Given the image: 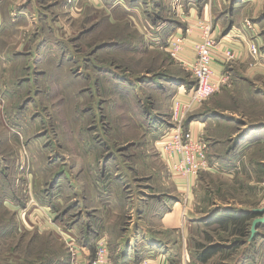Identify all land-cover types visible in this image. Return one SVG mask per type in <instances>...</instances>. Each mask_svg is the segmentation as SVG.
Listing matches in <instances>:
<instances>
[{
  "label": "rangeland",
  "instance_id": "374dc122",
  "mask_svg": "<svg viewBox=\"0 0 264 264\" xmlns=\"http://www.w3.org/2000/svg\"><path fill=\"white\" fill-rule=\"evenodd\" d=\"M70 6L71 14L57 17L56 34L46 33L47 42L58 44L52 52L57 61L51 65L58 71L57 78L37 82L33 64H29L26 72L31 79L24 84L25 95L9 97V107H0V264H70L60 234L67 231L62 226L52 227L48 213L58 216L53 219L58 224L59 217L73 207L74 197L81 199L74 195L79 185L72 169L84 170L90 181L102 176L105 165L111 181L119 169L123 178L117 200L122 206L130 203L131 209L135 201L128 194H140L147 190L146 185L156 189L160 185L158 180L150 183L147 175L153 171L171 177L170 167L161 162L153 143L157 134L152 124L172 122V96L177 85L182 79L193 86L194 80L162 46L129 45L130 39L131 43L141 39L124 20L122 25L119 21L106 27L103 34L96 29L82 33L92 29L97 18L107 22V17L102 19L103 14L94 9L81 15L83 6H77V1ZM28 37L24 33L23 42ZM120 40L122 45H115ZM249 66L256 67L258 62ZM2 93L3 87L0 101ZM213 95L199 105L200 112L212 104ZM16 98L17 107L13 104ZM237 103L231 106L238 105L240 111L253 104L247 120L264 119V102L258 106L257 100L246 96ZM224 140L221 145L209 141L211 169L194 176L187 213L203 220L187 226L184 241L181 229L179 250L171 253L173 264H264V224L250 242L252 220L245 236L232 225L225 230L208 224L216 210L236 214L264 207V139L247 142L230 156L231 142ZM87 154L94 161L81 162ZM57 179L58 187L54 185ZM89 180L90 188H95L97 181ZM130 186L129 193L126 189ZM184 195L179 194L183 199ZM137 211L133 212L136 219ZM174 234L171 230L170 235ZM199 243L222 249L203 263L197 258L202 251L197 248ZM184 250L185 261L181 258Z\"/></svg>",
  "mask_w": 264,
  "mask_h": 264
},
{
  "label": "crops",
  "instance_id": "0c3cea01",
  "mask_svg": "<svg viewBox=\"0 0 264 264\" xmlns=\"http://www.w3.org/2000/svg\"><path fill=\"white\" fill-rule=\"evenodd\" d=\"M76 1L77 6L80 5L81 8L83 6L81 15L94 9L103 14L102 19L105 20L107 17V22L97 18L92 25L93 28L88 27L82 33L88 34L96 29L103 34L106 27L115 26L120 22L122 25L124 20L129 23L130 31L141 39L137 43H131L130 39L129 45L160 47L167 45L172 36L179 34L185 36L188 41L184 49L187 58H194L191 44L199 39L198 33L189 31L191 23L197 20L210 22L213 26V34L219 41L218 50L214 52L213 78L216 81L222 75L228 74L230 80L213 95L212 104L207 109L204 108L200 112L198 106L188 116L185 128H190L195 138L202 137L208 144L209 141L216 145L224 143V139L230 141L231 147L227 156L237 148L244 147L247 142L264 139V119L249 121L246 118L253 104H249L247 111H240L238 109L240 103H237L246 96L257 100L258 106L264 102V0H0V83H2L0 90L3 87L1 108L7 109V105L9 107V100L7 101L9 97L17 96L20 99L25 95L24 84L26 80L31 79L27 75L29 64H33L37 82L47 77L50 78L49 81L54 77L57 78L58 71L52 69L51 65L55 60L57 61V57L54 58L52 52L54 45L58 44L57 41L47 42L46 33L56 34L58 18L71 14L73 9L70 5ZM123 14L125 18L122 17ZM247 22H250L251 27ZM119 32L121 35L122 30L120 29ZM24 33L29 35L25 42L22 40ZM123 40L126 41V38L124 37ZM100 41H103V37ZM124 41L120 40L115 45H122ZM251 42L256 43L260 48L261 55L258 57L250 53ZM226 47L235 50L237 60L229 63L222 60L219 52ZM254 60L258 62V66L250 67V63ZM49 64L46 69L42 68ZM185 88L189 87L186 81L181 79L172 100L179 90ZM236 103L237 106H231ZM13 104L18 106L17 98L14 99ZM153 123L152 129L155 134H162L161 137L156 135L153 143L159 151L161 162L169 168L172 166V159L163 151V145L168 140L165 132L170 127V123ZM82 159L81 162L85 163L94 161L88 154ZM111 161L116 160L111 158ZM126 161L122 160V162ZM106 167L107 165L101 170L100 178H91L92 183L97 181L95 188H90L88 182L90 177L88 175L87 178L84 170L79 173L76 170L79 167L72 169L78 175L76 179L80 186L76 188L74 195H80L81 199L74 197L73 207L70 212L66 210L64 215L59 217L60 219L57 218L58 224L53 222L57 215L53 218L48 213L53 223L52 227H64L67 234L77 241L82 264L94 257L99 236L106 237L109 242L111 264H140L144 260H148L150 264H173L171 253L176 254L179 250L181 229L184 241L187 236V226L203 220L189 216L187 213V206L191 204L189 190L196 182V178L194 176H190L188 180L177 178L170 175L168 170L171 178L163 172L152 171L145 179L148 178L150 183L158 180L160 182L158 189L146 185L149 191L128 194L131 201H135L134 209H131L130 203L122 206L117 200L118 193L122 189L118 187L122 184L121 171L116 170L115 179L111 181L107 179ZM59 181L57 179L54 185L57 186ZM171 184L175 185L171 187ZM126 191L130 193L131 186L127 187ZM179 194L186 196L184 195L183 199ZM30 206L31 204L26 209L29 210ZM36 208L35 206L34 210L37 212ZM135 210H139L137 219L133 215ZM125 217L130 220H124ZM171 230L177 235L171 236ZM186 255L187 252L184 250L181 258L185 259Z\"/></svg>",
  "mask_w": 264,
  "mask_h": 264
},
{
  "label": "built area",
  "instance_id": "2783aa9c",
  "mask_svg": "<svg viewBox=\"0 0 264 264\" xmlns=\"http://www.w3.org/2000/svg\"><path fill=\"white\" fill-rule=\"evenodd\" d=\"M247 25L251 27L250 22H247ZM189 31L196 32L199 36V39L191 44L194 58H187L184 55L188 41L183 35L172 36L167 45L162 46L185 71L189 72L194 80L193 86L182 91L179 90L172 100V122L165 132L168 140L163 145V151L172 159L170 173L177 178L186 180L190 176L210 170L211 164L208 142L202 137L195 138L193 131L190 128H185V122L199 105L219 92L222 86L227 85L230 80L228 74L222 75L216 81L213 78L214 52L218 50L219 41L213 34L212 24L197 20L191 23ZM249 50L254 57L261 55L260 48L256 43L251 42ZM219 54L225 63L238 59L237 53L230 47L222 48ZM60 234L64 237L70 264H82L79 257L80 248L75 239L62 230ZM85 264H111L110 247L106 237H98L95 255ZM140 264H150V262L144 260Z\"/></svg>",
  "mask_w": 264,
  "mask_h": 264
},
{
  "label": "trees",
  "instance_id": "16d2710c",
  "mask_svg": "<svg viewBox=\"0 0 264 264\" xmlns=\"http://www.w3.org/2000/svg\"><path fill=\"white\" fill-rule=\"evenodd\" d=\"M187 87H191V84L186 82ZM211 164V163H210ZM256 213L251 211H247V212H242V213H236L233 214L230 211H226V213H221V210H216L212 216L213 219L212 221H208V224H218L219 227L228 230V228L230 227V225L233 226V230L237 231L238 228H240V235L245 236V230L248 228L250 221L256 217ZM251 221V223H252ZM251 226V225H250ZM236 228V229H235ZM207 239L210 241V243H213L212 240H210V238L207 237ZM197 248L202 249V251L200 252V254L198 255V259L203 262L206 263L208 262L215 254H217L220 249V247H217L216 245H205L203 243H199L197 245Z\"/></svg>",
  "mask_w": 264,
  "mask_h": 264
},
{
  "label": "water",
  "instance_id": "95a60500",
  "mask_svg": "<svg viewBox=\"0 0 264 264\" xmlns=\"http://www.w3.org/2000/svg\"><path fill=\"white\" fill-rule=\"evenodd\" d=\"M252 212L256 213L257 216L253 219L250 226L249 242L254 238L255 234L257 233L259 225L264 224V207L255 208L252 210Z\"/></svg>",
  "mask_w": 264,
  "mask_h": 264
}]
</instances>
